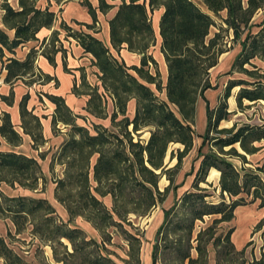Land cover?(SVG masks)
Instances as JSON below:
<instances>
[{"label": "trees", "instance_id": "1", "mask_svg": "<svg viewBox=\"0 0 264 264\" xmlns=\"http://www.w3.org/2000/svg\"><path fill=\"white\" fill-rule=\"evenodd\" d=\"M121 1L116 16L109 22L112 45L117 50L127 45L130 51L141 54L139 66L128 67L124 62H120L92 32L82 30L85 27L93 32L97 31V9L90 1L85 0L82 4L92 16L93 23L77 22L81 30H75L65 23L61 24L66 37L76 40L84 53L93 56L92 65L99 70L103 88L114 101L111 119L116 122L119 115L123 116L121 134L111 132L97 124L92 133L87 127L76 123L80 116L73 114L63 97L44 94L55 105L54 126L61 123L71 127L68 140L61 146L56 156V161L64 166V175L57 180L56 199L66 208L69 214L68 221L61 220L55 207L45 198L16 196L2 199L0 196V215H11L17 233H21L27 224L31 225L33 236L52 249L55 262L60 264H118L109 254L104 253L103 244L88 238L83 229L73 225L74 219L83 217L97 225L104 222L107 225H119L128 220L121 210L124 207L131 205L126 214L145 216L164 202L166 194L175 182L172 175H168V170H165L169 146L171 143H180L184 146L176 156L173 152L171 154L172 159L178 160L175 167H179L182 159L194 146L193 124L199 97L206 102L208 119L203 145L211 140L218 150L211 149L204 153L203 145L199 148L201 161L192 186L197 191L188 190L180 199L181 206L191 215V222L189 225L178 223L179 226L186 229L191 238L195 221L203 220L205 216L219 215L220 218L216 219V222H230L235 218V211L240 206L259 201V207L264 208L262 178L264 166H258L256 170L244 169L242 173L229 159L230 156H237L246 160L235 147L236 144L248 154L256 153L260 148L253 144L264 139V124L238 127L237 123H234L230 128H219L222 121L230 120L235 114L229 111L228 105L235 88H240L236 94L239 108H243L246 100L252 103L264 101L262 80L264 76L254 82L244 79L230 80L220 103L215 108L209 105L205 96L206 90L216 88L206 76L212 68L216 70L220 66L219 57L226 52L219 46L222 29L208 38L211 28L216 25L209 12L219 15L226 11L223 22L232 30L235 42L241 47L240 55L232 68L237 65L243 67L256 57L264 60V0H200L208 12L202 10L194 0ZM19 5L20 9H15L8 0L2 5L3 24L8 30H15V36L11 38L5 29L0 28V60L3 61V70L6 71L4 83L11 85L9 95L0 94V99L9 106L14 103L13 85L17 81L21 80L31 87L44 85L53 80L50 75L36 70L39 52L52 64L55 63L54 57L57 53H65L59 38L60 31L56 30L46 46L40 50L33 47L25 60L7 57V53L15 54L16 49L23 44L38 40V33L43 28H50L56 18L53 11L38 7L37 0H19ZM111 7L112 5L105 0H100L101 12L105 13ZM160 8H164L160 21V35L161 50L168 66L166 85L168 102L159 100L150 87L153 84L157 89H161L157 81L158 74L150 72V65L156 64V61L149 54L150 48L156 43L152 25L153 13ZM44 44L45 41L41 47ZM245 71L251 75L255 74L250 70ZM86 85L83 74L80 86ZM89 89L91 92H82L75 83L73 93L88 96L85 108L87 113L107 118L103 94L99 93L98 87ZM29 99V93L23 96L20 113L24 131L31 135L36 147L44 142L42 124L40 118L28 110ZM132 99L136 100L137 106L134 118L130 119L127 116V109ZM169 104L177 107L181 117ZM27 117L34 123L35 130L28 127ZM0 118L2 120L0 136L11 145H19L22 137L12 123L11 114L5 111ZM130 126L132 131L129 130ZM143 128L151 129L146 144L141 140L134 141L133 137V133L138 134ZM212 132L218 136H211ZM226 147L230 149L224 150ZM95 156L96 161L93 165L92 160ZM213 170L221 173L219 183L223 199L219 203L206 201L209 195L200 187ZM40 171L41 165L37 159L13 151L0 150L1 182L10 181L12 184L19 183L36 189L42 178L39 176ZM91 172L96 186L92 184ZM164 175L168 176L170 183L161 191L159 181ZM98 195L102 197L112 195L114 199L112 212ZM226 195L230 202L226 201ZM4 203H7V206H4ZM175 208L176 205L165 209V223L162 229L168 226L170 215ZM116 217L121 222H117ZM233 232L234 228H231L225 239L227 244L236 250L231 241ZM202 236L200 233L199 237ZM132 240L139 242L135 237ZM220 241L221 238H216L212 243L217 244ZM132 243L134 242H131V246ZM158 243L155 244L152 264L158 263ZM132 249L134 250V246ZM197 250L204 254L202 245H198ZM1 260L5 264H33L11 248L0 234ZM180 260L183 262L188 260V264L197 261L189 252L183 253ZM238 264H264V252L260 258Z\"/></svg>", "mask_w": 264, "mask_h": 264}, {"label": "rangeland", "instance_id": "2", "mask_svg": "<svg viewBox=\"0 0 264 264\" xmlns=\"http://www.w3.org/2000/svg\"><path fill=\"white\" fill-rule=\"evenodd\" d=\"M194 1L202 10L208 12L207 8H205L201 1ZM8 2L10 1L8 0ZM3 3L4 2H0V8H2ZM209 13L213 16L216 25L211 28V33L208 38H211L216 32L222 29L219 46L226 50V52L219 57L220 66L216 70L215 68H212L209 71V75L206 76L212 84L216 85V88H211L205 91V96L209 101V105L212 108H215L218 103H220L226 85L230 80L244 79L254 82L259 77L264 76V60L256 57L249 63H246L243 67L237 65L235 68H232L240 55L241 47L235 42L232 30H229L227 25L223 22V17L226 16V11L221 12L219 15H215L211 12ZM151 50L153 49L151 48L149 52ZM154 51V54L158 59L159 47L154 49ZM151 55L153 56V53H151ZM155 61L156 64L150 65V72L152 74H158L157 81L161 85V89H157L153 84L150 85V87L154 90L159 100L168 102L166 91L168 74L165 70L163 61L161 59L159 60L160 63H158L156 59ZM91 67L92 66L88 64L86 65L87 70L83 67L80 72L81 77L79 82H81L83 74L85 75L87 82L86 86H80V90L82 92H91L89 88L98 87L99 93L103 94V102L108 117L99 118L89 113H82L80 118L85 121V127L90 129L92 133L94 131V126L97 124L107 128L111 132L121 134L123 127L121 119L123 116L119 115L116 122L112 121L111 116L114 111V101L111 95L105 92L103 88L99 70L96 68L98 72H95V69ZM245 69L253 71L255 74H248ZM130 72L135 74L132 70H130ZM262 80L264 81V79ZM0 82H2L1 79ZM239 89L240 88L237 87L232 91V97H236ZM45 90L47 89L41 88V90L37 92L38 98H40L41 102H44L45 100L49 103V99L44 95L46 93ZM39 94H42L43 96L41 97ZM131 101L133 110L128 107L127 116L130 119H133L136 112L137 102L135 99H132ZM197 103L199 104L197 105L196 118L193 124L195 132L194 146L189 154L182 159L179 167H175L178 160L177 158L172 159L171 154L173 152L176 156L180 150H183L184 146L180 143H171L169 146V151L165 159V170H168V175H172L175 182L170 191L166 194L164 202L158 204L145 216H138L134 213L126 214V211L130 210L131 205L124 207L121 210L125 213L128 220L119 225H107L106 222L102 224L98 223L99 225H97L93 222L87 221L83 217H77L74 219L73 225L83 229L88 238H92L98 243L103 244L105 246L104 253L109 254L118 264H152L155 244L157 242H159L157 264H188V260L184 262L180 260V257L185 252H189L191 257L197 260L193 264H238L243 261L260 258L261 253L264 252V214L261 213L263 209L259 207V201L250 205L242 206L243 208H239L238 211H235L236 218L230 222H216L215 220L220 218L219 215L205 216L203 220H196L191 238H189L187 230L181 228L178 224L189 225L191 222V215L181 206L180 199L188 190L197 191L193 189L192 186L201 161L198 150L204 142L203 136L206 133L204 121L207 119L204 100L199 97ZM228 105L230 109V99L228 100ZM169 106L179 117H181L175 105L169 104ZM236 110V115H232L231 120H224L219 128H229L234 123H237L238 127L244 125L260 126L264 124V101L250 103L246 100L243 103V108H239L236 105ZM26 120L28 121V127L33 130L34 123L30 120V117H27ZM58 125L59 124L55 126V133H60L61 131ZM66 129V132H69L70 135L71 127L68 126ZM129 130L132 131V126H130ZM150 130V128H143L138 134L133 133L134 141L141 140L146 144L151 135ZM211 136L218 135H216L215 132H212ZM262 144L264 143L262 142ZM235 147L237 150H242L239 144ZM60 148L56 149V147H52L46 152L45 156L48 155V158L45 163L40 164L41 171L39 176L42 178L39 180L36 189L30 188L27 185H20L19 183L12 184L10 181H0L1 198H11L16 196L45 198L55 207L57 216L63 221H68L69 214L66 208L56 199L57 180L61 177V174L64 173V171H62V167L64 166L56 161V156L60 151ZM211 149L218 150V147H216L211 140L206 141L202 147L203 152H208ZM229 149L230 147H226L224 150ZM229 159L242 173H244V169L256 170L258 168L253 161H244L237 156H230ZM95 161L96 156L92 160L93 165ZM220 176L221 173L219 175L218 173L211 171L209 172L206 181L200 184L204 193L209 195L206 197V201L214 203L222 201L223 198L221 196L219 183ZM262 178L264 180V174H262ZM91 180L93 186H96L92 172ZM24 182L28 184L27 181ZM169 183L168 176L164 175L159 181V189L163 191ZM98 197L103 201L107 209L112 212L114 207V199L112 195H107L105 197L98 195ZM226 201L230 202L227 195ZM7 203H4V206H7ZM174 205H176V208L170 215L168 226L162 229L165 223L164 211L165 209H170ZM250 212L256 213V215L253 221L254 223L251 224L249 229L251 219L245 216L249 215ZM116 221L121 222L117 217ZM231 228H234L231 241L235 245L236 250L231 248L225 239V236ZM31 230L32 226L27 224L21 233H17L11 215H0V234L6 239L11 248L16 250L33 264H41L43 262L60 264L55 262L52 249L48 245H43L38 238H35ZM200 233L203 234L202 238L199 237ZM133 237L138 238L139 242L132 240ZM216 238H221V241L217 244H213L212 242ZM130 241L134 242L132 243L134 250L132 249L133 246H131ZM198 245H202L204 254L199 253L197 250ZM242 249H245L244 252L238 253V251ZM0 264L5 263L1 260Z\"/></svg>", "mask_w": 264, "mask_h": 264}, {"label": "crops", "instance_id": "3", "mask_svg": "<svg viewBox=\"0 0 264 264\" xmlns=\"http://www.w3.org/2000/svg\"><path fill=\"white\" fill-rule=\"evenodd\" d=\"M4 1L5 0H0V2H4ZM9 1H10L9 3L13 6V8L20 9L19 0H9ZM83 1L84 0H61V1L37 0L38 7L42 9L48 8L50 11H53L55 13L56 18L53 25L50 28H43L37 35L38 40L30 41L26 44H23L22 46L16 49L15 54L13 55L9 53L6 54L7 57L13 56L14 58H17L19 60H25L26 56L33 47H36L37 49L40 50V48L46 46L53 32L56 30L60 31L59 38L62 48L65 52L64 54L62 52H59L55 55L54 64L50 63L48 58L39 52V55L37 56L36 59V70H41L44 74L50 75L53 78V80H51L49 83L44 85H34L28 87L23 81L19 80L13 85V91L15 94L13 105L9 106L0 99V116L2 112L5 111L9 112L11 114V120L15 126L16 131L22 137L21 143L19 145L14 146L8 143L5 138L0 136L1 151L8 150L6 152L13 151L19 154L26 155L28 157H33L37 159L40 164H42L45 163V161L48 158V155L45 156L48 150H50L52 147H56V149H58L65 143L66 140H68L69 132H66L67 129L63 124L59 123L58 125L59 129L61 130L60 133H55V126L53 124L55 105L50 101L49 103L45 100L44 102L40 101L37 92H39L41 88L47 89L45 90V92L48 94L63 97L65 99L66 104L72 110L74 115L80 116L82 115V113H87L85 108L87 106L88 96L86 97V95L74 94L73 87L75 83L78 87H80L81 85V82H79L80 81L79 79L81 77L80 72L83 67L86 68V65L89 64L90 66H92L91 68L95 69L94 70L95 72L97 71L96 67L92 65L93 56L84 53L82 47L77 43V41L74 40L73 38H67L66 33L61 29L62 23L71 26L75 30H81V27L77 24V22L83 24L93 23L92 16L88 12L87 8L82 4ZM88 1H90L93 7L97 9V19H98L97 28H96L97 31L93 32L92 30H88L85 27H83L82 30L86 32H92L98 39H100L110 49L113 56L116 57L120 62H124L127 66L130 65L139 66L142 58L141 54L130 51L127 45H123L119 50L115 49L112 45L109 22L111 19H113L116 16L122 1L105 0L108 4L112 5V7L108 9L105 13L101 12L99 9L100 0H88ZM163 12H164V8H160V9H156L153 13L152 25H153L157 45L156 44L153 45L151 47L153 50H151L149 53L150 54L153 53V57L158 61V63H160L159 61L160 59L163 61L165 70L168 74V66L165 62V56L161 50L162 38L160 35V21ZM0 13H1L0 28L5 29L6 32L9 34V36L11 38H14L15 30H8L3 24L4 11L2 8H0ZM44 41L45 44L41 47ZM157 47H159V51H158L159 60L156 58V55L154 54L155 52L154 49H157ZM7 57H5V59ZM0 73H1L0 79L2 80V82H0L1 85L0 94L9 95L11 91V85L4 83V79L6 77V71L3 70V61L1 60H0ZM27 93L30 94V99L28 101L27 108L28 110L32 111L33 114H35L40 118L42 124V134H43L44 142L36 147L34 146V141L31 135L25 133L24 128L22 126L23 120L20 113V103L23 96ZM198 104L199 103H197V105ZM204 104L206 110V102ZM230 104H231L230 106L231 108L229 109V111L234 112L235 114L233 115H236L237 102L235 96L230 97ZM128 107L129 109L131 108V110H133L132 101H129ZM113 110H114V104H113ZM206 117H207V112H206ZM1 123L2 121L0 118V124ZM76 123L82 126L86 125L85 121L80 117L76 119ZM207 126H208V119L204 121L205 130H207ZM262 142L264 143V139H262L261 141H257L253 144L254 146L260 148L256 153L248 154L243 150H238V151L245 156L246 160L253 161L256 164V166L259 165L263 166L264 144H262ZM62 171H64V167H62ZM63 175L64 173L61 174V177ZM239 208H243V207L242 206L238 207L236 211H238ZM261 209H263L261 213L264 214V208ZM255 215L256 213L250 212L249 215L245 216L251 219L249 223V229L251 224L254 223L253 221ZM235 218H236V212H235Z\"/></svg>", "mask_w": 264, "mask_h": 264}, {"label": "bare ground", "instance_id": "4", "mask_svg": "<svg viewBox=\"0 0 264 264\" xmlns=\"http://www.w3.org/2000/svg\"><path fill=\"white\" fill-rule=\"evenodd\" d=\"M213 172H217V171L213 170Z\"/></svg>", "mask_w": 264, "mask_h": 264}]
</instances>
